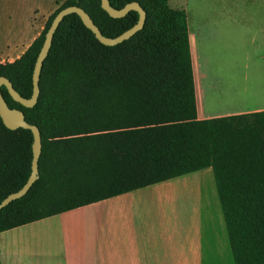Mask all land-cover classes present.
<instances>
[{
	"label": "trees",
	"instance_id": "1",
	"mask_svg": "<svg viewBox=\"0 0 264 264\" xmlns=\"http://www.w3.org/2000/svg\"><path fill=\"white\" fill-rule=\"evenodd\" d=\"M136 2L143 28L113 46L101 44L78 15L63 18L39 74V96L25 108L1 86L9 108L38 128V177L0 210V232L211 168L233 264H264V111L198 120L186 13L168 0ZM84 10L114 38L138 20L110 17L100 0H65L39 36L0 77L25 99L32 95L37 55L54 16ZM30 130L0 117V202L31 172Z\"/></svg>",
	"mask_w": 264,
	"mask_h": 264
},
{
	"label": "crops",
	"instance_id": "2",
	"mask_svg": "<svg viewBox=\"0 0 264 264\" xmlns=\"http://www.w3.org/2000/svg\"><path fill=\"white\" fill-rule=\"evenodd\" d=\"M55 5L54 0H0V63L12 62L26 51ZM187 13L197 119L264 111V100L238 108L205 109L202 84L209 90L217 82L202 70L199 33L191 30ZM260 16L258 43L264 45V14ZM260 57L264 60V54ZM171 192L181 194L183 210L169 198ZM0 264L233 261L212 171L205 168L0 232Z\"/></svg>",
	"mask_w": 264,
	"mask_h": 264
},
{
	"label": "rangeland",
	"instance_id": "3",
	"mask_svg": "<svg viewBox=\"0 0 264 264\" xmlns=\"http://www.w3.org/2000/svg\"><path fill=\"white\" fill-rule=\"evenodd\" d=\"M64 1L54 0L55 9ZM168 6L187 9L191 30L199 33L202 70L209 71L217 82L209 90L205 82L202 84L205 109L218 111L261 103L264 60L260 56L264 45L258 43L256 17L264 14V0H168ZM181 197L177 192L169 194L177 209L183 210Z\"/></svg>",
	"mask_w": 264,
	"mask_h": 264
},
{
	"label": "water",
	"instance_id": "4",
	"mask_svg": "<svg viewBox=\"0 0 264 264\" xmlns=\"http://www.w3.org/2000/svg\"><path fill=\"white\" fill-rule=\"evenodd\" d=\"M101 8L112 18H122L129 11H135L138 14V20L131 28L124 31L120 35L110 38L103 36L99 29L95 26L89 15L77 6H69L62 10H60L53 18L48 30L44 35V41L41 46V49L37 55L33 73H32V95L29 99L22 98L12 87V84L5 77H0V88L4 86L7 89L9 96L16 103H19L25 108H32L36 105L38 96H39V74L42 67V64L45 58L48 55V52L51 47L53 35L58 28L59 24L63 20V18L69 14H76L84 24V26L89 29L95 36V38L103 45L113 46L122 41L129 39L132 35H134L137 31L143 28L145 22V12L139 6L138 3L132 2L126 4L121 9H114L109 5L108 0H100ZM0 117L2 119L3 124L6 128L10 130H15L18 128H23L30 130L33 137L32 143V161H31V172L26 181V183L22 186L20 190L15 193L9 194L0 202V210L8 205L11 201L19 199L23 197L27 191L30 189L32 184L38 177V159L41 152V136L38 128L34 125H30L25 122L24 114L21 110L9 108L5 99L3 98L0 90Z\"/></svg>",
	"mask_w": 264,
	"mask_h": 264
}]
</instances>
